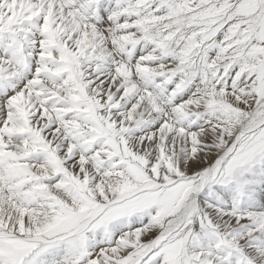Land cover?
I'll use <instances>...</instances> for the list:
<instances>
[{"label":"snow or ice","instance_id":"6c2138e0","mask_svg":"<svg viewBox=\"0 0 264 264\" xmlns=\"http://www.w3.org/2000/svg\"><path fill=\"white\" fill-rule=\"evenodd\" d=\"M0 264H264V0H0Z\"/></svg>","mask_w":264,"mask_h":264}]
</instances>
